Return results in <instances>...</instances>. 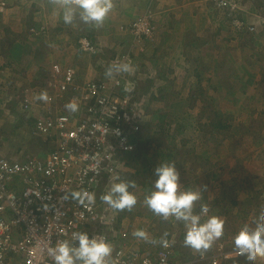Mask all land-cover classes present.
Instances as JSON below:
<instances>
[{
	"label": "rangeland",
	"instance_id": "obj_1",
	"mask_svg": "<svg viewBox=\"0 0 264 264\" xmlns=\"http://www.w3.org/2000/svg\"><path fill=\"white\" fill-rule=\"evenodd\" d=\"M222 1L113 0V10L102 25L95 26L83 23L79 14L72 24H65L62 0H0V45L4 47V59L1 57L0 64L13 61L8 67L12 69L5 73L0 70V112L3 115L0 134L13 143L27 141L25 145H28L23 152L16 153L18 148H15L10 155L26 158L24 156L31 150L51 148L44 146L37 137L28 139L25 131L30 123L18 116L19 110L14 108L19 107L15 100L17 93L27 86L34 84L41 88L39 94L32 95L40 101L37 96L45 93L49 82L60 83L61 78H55L53 72L49 80H39V72L48 69L46 64L62 63L76 70L82 82L103 81L106 87L125 81L126 76V80L133 79L135 85L132 89L138 107L135 108L136 118L143 125L141 129L165 133L164 144L158 150L164 156L168 154L167 161L176 165L182 188L201 191L202 199L194 210L202 203L214 207L209 215L225 221V233L207 252L186 247L183 224L171 218L164 220L144 204L145 195L153 190L155 165L145 185L140 180V185L129 189L136 195L137 204L124 217V225L133 234L142 224L140 230L151 227L152 232L161 237L169 235L178 253L191 259L202 253L212 257L232 249L237 233L245 227L251 229L257 217L264 213V33L257 36L255 43L250 42L251 33L235 35L233 22L236 16L246 15L249 25L257 22L264 25V10L260 8L264 0H226L227 10L235 15L222 10L224 6L219 3ZM148 12L152 13L157 28L155 46L135 53L136 65L133 59L131 64L127 61L131 68L134 67L132 71H116L121 66L117 61L130 53L133 42L130 35L122 33L121 26ZM196 36L201 39L202 54L197 48L193 52L185 49ZM167 37L173 41L171 45L166 44ZM85 38L96 45L95 53L81 49L80 43ZM13 41L24 44L21 53L25 56L21 61L5 57ZM155 49L159 51L153 54ZM232 58L235 62L231 69L228 65L219 74L214 69L213 74L206 73L214 62H231ZM6 60L8 62H4ZM33 63L39 65L37 70ZM109 69L112 70L110 75ZM42 82L47 84L39 85ZM155 95L158 99L153 98ZM216 111L234 125V132L213 130L211 114ZM160 119L164 125L156 121ZM25 122H28L26 128L23 127ZM21 123L19 131L24 136L13 130L14 124H18L19 129ZM144 151L150 162L162 160V157H153L157 151L155 146H147ZM156 158L158 160H154ZM125 162L124 159L120 164L119 176L133 175L134 169L126 168ZM128 175L127 178L132 177ZM119 182L123 180H115ZM257 190L261 191L259 202L252 203ZM233 263L244 264V260L239 258ZM256 264H261V260Z\"/></svg>",
	"mask_w": 264,
	"mask_h": 264
},
{
	"label": "built area",
	"instance_id": "obj_2",
	"mask_svg": "<svg viewBox=\"0 0 264 264\" xmlns=\"http://www.w3.org/2000/svg\"><path fill=\"white\" fill-rule=\"evenodd\" d=\"M225 2L219 3L226 7ZM121 31L133 38L131 49L139 52L145 50L146 40H156L150 12L121 26ZM80 47L90 54L97 48L88 38ZM127 61L132 62L129 54L117 64ZM52 72L61 79L49 82L47 100L37 101L26 92L20 104L33 120L34 134L56 139V148L46 157L23 161L7 159L0 151V264H53L47 247L70 240L73 232L102 234L113 247L114 264H234L238 257L230 255L232 249L191 259L177 254L174 241L159 239L150 230L146 241L139 240L138 249L125 247L129 234L117 223L116 210L101 197L118 179L126 154L135 148L138 107L133 79L128 82L124 76L125 81L108 90L101 81L82 82L76 70L59 63L53 64ZM70 102L77 103V111L66 108ZM84 191L95 194L94 203L82 204L71 195Z\"/></svg>",
	"mask_w": 264,
	"mask_h": 264
},
{
	"label": "clouds",
	"instance_id": "obj_3",
	"mask_svg": "<svg viewBox=\"0 0 264 264\" xmlns=\"http://www.w3.org/2000/svg\"><path fill=\"white\" fill-rule=\"evenodd\" d=\"M61 6L65 24H72L79 14L83 23L95 26L102 25L114 8L113 0H62ZM111 71L109 69V75ZM116 71L130 72L132 68L129 64H123L117 67ZM38 98L47 100L48 97L44 93ZM66 108L75 112L78 105L76 102H70ZM154 176L156 179L153 190L144 197L145 206L164 220L171 218L182 223L186 247L196 252H207L224 236L225 221L218 216L209 215L210 208L207 204H201L199 213L195 212L196 203L202 199L201 191L182 188L180 173L175 164H161L156 167ZM132 186L126 182L112 183L107 193L101 197L110 208L116 210L118 218L121 211L131 210L137 204L136 195L129 190ZM71 195L82 204L85 200L89 204L95 202L94 193L84 191L73 192ZM120 226H124V220ZM123 229L129 234V249H138L140 241H146L148 238L146 230L152 232L151 227L137 230L134 234L129 227ZM165 245L167 246V242ZM231 246L230 255L244 260V264H256L258 260L264 263V213L257 217L251 229H242L233 239ZM176 252L182 255L178 253L177 247ZM112 253L111 243L102 234L90 236L87 232H73L70 240H58L54 246L47 247V254L53 264H114Z\"/></svg>",
	"mask_w": 264,
	"mask_h": 264
},
{
	"label": "trees",
	"instance_id": "obj_4",
	"mask_svg": "<svg viewBox=\"0 0 264 264\" xmlns=\"http://www.w3.org/2000/svg\"><path fill=\"white\" fill-rule=\"evenodd\" d=\"M245 1V0H244ZM243 1V2H244ZM4 3V2H3ZM5 5V4H4ZM6 6V5H5ZM262 10H264V3H262V7H260ZM228 9V6L226 5V7H224V8H222V10L224 11V12H227V13H229V15H235V14H231L230 13V11H228L227 10ZM236 13V12H235ZM238 15V14H237ZM246 15H241V16H236V20H238V21H240L241 23H242V25L241 26H238V25H235V23H236V20H235V22H233L234 23V29L236 30V34L235 35H238V34H241L242 35V33L243 32H247V33H251V38H250V42H251V40H252V42L253 43H255L257 40H256V38H257V36H261L263 33H264V25H259V23L260 22H257V23H252V24H248L247 22V20H246ZM31 32V31H30ZM234 35V36H235ZM87 37V36H86ZM236 38V37H235ZM201 39L200 38H197V36L194 38V39H192V40H190V42H188L185 46V49L186 50H191V52H193V50H194V48H197V49H199V51L201 50L200 48H202V45H201V42H199ZM156 42V40L155 41H145V44H143V46L145 47V49H147V47H149V48H153L154 46H155V43ZM131 47H132V45H131ZM0 49H1V46H0ZM156 50H158V49H155L154 50V52L156 51ZM153 51V50H152ZM12 54H13V52H17V53H15V54H13V55H15V56H17V55H20V52L18 51V48L17 49H13L12 51ZM138 52V50L137 49H130V53H129V55H130V57H131V59H133V64L134 65H136V60H137V57H136V54L135 53H137ZM154 52H153V54H154ZM203 52L202 51H200V54H202ZM152 54V55H153ZM147 58V57H146ZM143 59H145V58H143ZM142 59V60H143ZM235 62V59L234 58H232V61L231 62H228V61H225V63L223 62V60H218L217 62H216V64H215V62L213 63V65L211 66V68H209V69H206V73H217V74H219V71H221V70H223V69H225V68H227L228 67V65H230V69H231V66H232V63H234ZM59 63V62H58ZM224 63V64H223ZM231 63V64H230ZM213 69H214V72H213ZM52 71V70H51ZM45 72V73H44ZM44 72H39V76L41 77H39V80H49V77L47 76V73H48V70L47 71H44ZM50 73V72H49ZM38 74V73H37ZM220 75H222V73L220 74ZM35 79V78H34ZM250 79H251V77H250ZM250 81H252V79L250 80ZM35 82V81H34ZM103 82V81H102ZM46 83H40L39 85H45ZM34 84H31L30 86H27V88L26 89H23V91L21 90V91H19L17 94H18V97H20L19 99H20V101L18 102V100H16L17 101V105L19 104V107H14V108H17L18 110H19V112L21 113V118H26V120H28V122L30 123V126H28L29 127V129H25L26 131H27V134H29V137H37L36 139H38V140H40V138H41V136H37V135H35L34 134V131H33V123H32V118H27V114L25 113V112H23L22 111V108H21V104H20V102L21 101H23V99L26 97L25 95H26V92H28V93H32V95H37V94H39V90H41V88H39V86L38 87H35V86H33ZM107 85V84H106ZM42 87V86H41ZM45 93H50V91L48 90V89H46V91H45ZM161 93L163 94V92L161 91ZM47 95V94H46ZM37 97H39V96H37ZM160 97H162L163 98V96H161L160 95ZM154 99H158V96L157 95H155L154 97H153ZM40 101H43V100H41V99H39ZM16 101H14V103L16 102ZM10 103H8L7 105H9ZM6 107V106H5ZM7 108V107H6ZM144 108V107H143ZM144 109H146V108H144ZM17 110V111H18ZM18 112V113H19ZM212 115V117H211V119H212V121H211V123H210V126L213 128V130L215 131H218V130H221V131H231V132H234V131H232L233 129H232V127H234V125H232V124H230V122H228L229 120H226V119H224V118H221V113H219V112H214V113H212L211 114ZM2 119V118H1ZM157 122H161L162 123V120L160 119V120H156ZM28 122H25V123H23V124H26V125H24L23 127L24 128H26L25 126H27V124H28ZM164 122V121H163ZM2 123H3V120H2ZM137 123H138V127H139V129H138V131H137V133L134 135V137L132 138L133 139V141H134V143H135V148H134V150L132 151V152H130V153H128V154H126V156H125V160H126V162H125V167L127 168L128 167V169H129V167L131 168V169H134V174L132 175H128V174H123V176H119L118 177V179L117 180H123V182H127V183H130V184H132L133 186L132 187H130V189H132L133 187H135V186H137V185H140V182H142V185H145V183H146V180H148V176L153 172V168H154V165L156 166V167H158V166H160L161 164H164V163H171L170 161L168 162L167 161V157H168V154L166 155L165 154V156H164V153H161V151H159V150H161V147H162V145L164 144L163 143V140L165 139V133L163 132V131H159V133L158 132H155V133H153L152 132V130H150V129H147L146 131L144 130L143 131V129H141V128H143V125H140V122H139V120L137 119ZM152 123H154V121H152ZM165 123V122H164ZM22 123L19 125V130H20V128H21V125H23ZM149 124V123H148ZM163 124V123H162ZM164 125V124H163ZM17 126H18V124H17ZM147 127H149V125H147ZM144 128H145V126H144ZM14 129H17V127L15 126L14 128H13V130ZM3 131V129H1L0 130V132H2ZM151 133H153V134H151ZM18 134V133H17ZM20 134H22V133H20ZM1 135V134H0ZM23 135V134H22ZM24 136V135H23ZM3 137V141H4V143L5 142H7L9 139L8 138H5L4 136H2ZM43 138V137H42ZM47 141V140H46ZM1 144L2 143H0V148L2 149V146H1ZM181 145V144H180ZM46 146H47V144H46ZM49 146V145H48ZM147 146H155V148H157V151L156 152H154V154H153V157H162V160L160 161V162H157V161H153V163L152 162H150L151 161V159L147 156V154L145 153V148L147 147ZM50 147V146H49ZM56 147H52L51 146V148L50 149H44L43 151H41L39 154H38V156H40V157H46L50 152H52L54 149H55ZM159 149V150H158ZM175 149L177 150L178 148L177 147H175ZM174 149V150H175ZM3 150V149H2ZM19 151H20V148L16 151V153H19ZM175 152V151H174ZM2 153V152H1ZM4 153V152H3ZM33 154V152H29L28 154H26L25 155V157H27V158H29V154ZM4 155V154H3ZM4 157L5 158H7L8 159V157H6L5 155H4ZM164 157L166 158V160H164ZM27 158H23V159H21L20 161H23V160H26ZM123 159V160H124ZM195 159H197V157H195ZM154 160H158V158H156V159H154ZM172 164V163H171ZM136 170V171H135ZM142 170V171H141ZM127 175L130 177V176H132V177H130V178H127ZM138 176H140L139 178H138V180L137 181H135V178H137ZM141 178H143V179H141ZM217 178V176H216V174H215V176L213 177V179L215 180ZM141 180V181H140ZM140 181V182H139ZM141 185V186H142ZM259 191V192H258ZM232 192L235 194L236 192L234 191V190H232ZM261 191L260 190H257V192H256V194H254V195H256V197H254L253 198V202L252 203H256V202H259V200H258V198H259V196H258V194L260 193ZM230 193L231 192H228V195H230ZM236 196V195H235ZM234 201V204H236V201L235 200H233ZM202 204H204V203H202ZM201 205V204H200ZM211 205V204H210ZM199 206V205H198ZM212 206V205H211ZM209 208H210V213L212 214V209L214 210V207H210L209 206ZM197 213H199V211H200V206H199V209L198 210H195ZM131 211L130 210H128V209H126V210H123V211H121V213H120V215H119V218H118V222L117 223H119V225H122V221L124 220V217L128 214V213H130ZM239 228H241V227H239ZM225 233V232H224ZM158 235H159V233H157ZM160 236V235H159ZM160 238H162V239H167V240H170V239H168V236L167 237H160ZM233 239V238H232ZM227 244V243H226ZM130 245H131V243H128V244H126V246L125 247H130Z\"/></svg>",
	"mask_w": 264,
	"mask_h": 264
},
{
	"label": "crops",
	"instance_id": "obj_5",
	"mask_svg": "<svg viewBox=\"0 0 264 264\" xmlns=\"http://www.w3.org/2000/svg\"><path fill=\"white\" fill-rule=\"evenodd\" d=\"M12 28V27H11ZM157 41H158V38H157ZM172 40H170V38H166V44H168V45H171L172 44ZM178 43V42H177ZM175 45V44H174ZM1 46V45H0ZM22 46L24 47V44H22V43H18L17 41H13V42H11V44H10V47L8 48V51H9V53H8V55L7 56H5V57H9V60L12 58V59H14V60H20L21 61V59H22V57L23 56H25L24 54H22L20 51H24V49H21L22 48ZM166 46V45H165ZM18 48V51L20 52V55H17V56H14L13 54H14V52H13V54H12V50L13 49H17ZM169 49H171L170 47H169ZM159 50H156L154 53L156 54L157 52H158ZM3 53H4V47H2L1 46V52H0V59H1V57L4 59V57H3ZM172 54H174L173 52H172ZM20 56V57H19ZM16 57V58H15ZM57 61V60H56ZM3 62V61H2ZM4 62H8L7 60L6 61H4ZM10 62V61H9ZM12 60H11V63H3V64H0V70H2L3 69V71H2V73H5L6 72V70L8 71L9 69H12V68H8L9 66L11 67V65H12ZM56 63H58V62H56ZM61 63V62H60ZM54 64H55V62H54ZM62 64V63H61ZM35 69L34 70H37V66H39V65H36L35 63H33V65H32ZM51 66H53V65H51L50 64V62L48 63V64H46V66L45 67H47L48 69V73H47V76L49 77V76H51V75H53L52 74V68H51ZM66 66V65H65ZM45 70V69H44ZM50 72V73H49ZM45 73V72H44ZM0 77H2V75H0ZM47 84V83H46ZM30 86V85H29ZM28 89V88H27ZM44 102L46 101V100H43ZM18 114V116L20 115V117L22 116L21 115V113H17ZM0 116H3L2 114H1V112H0ZM32 123H33V120H32ZM2 126H3V123H2ZM2 126H1V129H2ZM15 126H17V124H14V127ZM0 129V130H1ZM14 131H16L15 133H18V135H20V131H19V129H15ZM28 131V130H27ZM27 131H25V133L27 134ZM29 132V131H28ZM22 133V132H21ZM23 134V133H22ZM28 137H29V135H28ZM29 140H31V137H29L28 138ZM40 140H42V142L44 143V146L47 144V145H49L50 147L52 146V147H56L57 146V143H56V139H53V140H51V139H45L44 137L42 138H40ZM39 140V141H40ZM47 140V141H46ZM27 142V141H26ZM26 142H23V143H20V144H16V143H13L11 140H8L7 142H5L4 143V141H3V137L0 135V143H2L1 144V146H2V149H0V151L2 152V155L4 154L6 157H8V159H10V160H12V161H20L21 159H23V158H20L18 155L17 156H11L10 154L13 152V150L15 149V148H20V151H19V153H21V152H23L24 151V149L23 148H28V145H25L26 144ZM30 142V141H29ZM28 142V143H29ZM16 144V145H15ZM18 149H16V151L18 150ZM4 152V153H3ZM29 152H33V154H29L28 156L29 157H35V156H37L38 157V154L41 152L39 149H34V150H31V151H29ZM41 154V153H40ZM3 155V156H4ZM25 157V156H24ZM40 157V156H39ZM27 158V157H26ZM22 189V188H21ZM140 225H142V224H140ZM138 226V230H140L141 229V227H143V226ZM122 228L124 227L125 229H127L128 228V226L126 227L125 225L124 226H121ZM155 235H157V237H159V239H160V237L161 236H159L158 234H155ZM168 239H171L170 238V236L168 235ZM178 249V248H177ZM261 264H264V263H262V261H261Z\"/></svg>",
	"mask_w": 264,
	"mask_h": 264
}]
</instances>
